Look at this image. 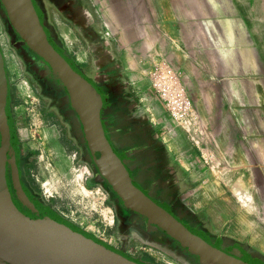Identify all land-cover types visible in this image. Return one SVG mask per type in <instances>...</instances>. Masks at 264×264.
Returning <instances> with one entry per match:
<instances>
[{
  "label": "crops",
  "instance_id": "0c3cea01",
  "mask_svg": "<svg viewBox=\"0 0 264 264\" xmlns=\"http://www.w3.org/2000/svg\"><path fill=\"white\" fill-rule=\"evenodd\" d=\"M44 22L96 85L101 74L128 86L203 227L263 258L264 0H81L55 33ZM161 61L182 72L193 100L181 126L149 87L146 71ZM15 101L11 86L17 129Z\"/></svg>",
  "mask_w": 264,
  "mask_h": 264
},
{
  "label": "water",
  "instance_id": "95a60500",
  "mask_svg": "<svg viewBox=\"0 0 264 264\" xmlns=\"http://www.w3.org/2000/svg\"><path fill=\"white\" fill-rule=\"evenodd\" d=\"M12 28L39 56L48 75L64 87L89 146L107 141L101 112L105 94L56 44L46 28L36 0H1ZM19 138L11 112V82L0 45V264H148L84 231L37 203L20 180ZM11 168V181L8 175ZM114 189L119 187L108 177ZM123 198L136 211L188 252L216 264H258L220 250L205 232L191 228L163 204L153 203L141 190ZM40 219L25 212L18 199ZM122 195V193L120 194ZM146 213H145V212Z\"/></svg>",
  "mask_w": 264,
  "mask_h": 264
},
{
  "label": "flooded vegetation",
  "instance_id": "af4514ba",
  "mask_svg": "<svg viewBox=\"0 0 264 264\" xmlns=\"http://www.w3.org/2000/svg\"><path fill=\"white\" fill-rule=\"evenodd\" d=\"M80 2L81 0H36L42 17L54 33L57 31L56 19L63 20L68 16L71 17L74 8ZM57 42L65 50L63 41L57 38ZM14 46L22 54L32 80L39 90V96L46 103L48 113L52 115L60 113L68 124V131L71 133L69 139L78 151L79 164H82L83 168L89 172L91 186H99L114 206L120 234L116 244L107 243L108 245L129 255V250L135 249L136 242L141 246H151L166 252L178 264H216L188 252L123 199L133 196L138 192L136 189H139L153 203L166 205L174 216L182 219L190 227L206 231L211 237L212 244L218 243L220 250L242 259L249 257L247 246L236 245L228 239L220 240L206 230L185 207L175 166L170 162L158 140L156 130L149 124L134 97L129 101L133 93L128 86L122 84L119 78L109 80L103 79L101 74L95 76L98 86L108 97L101 112V120L105 123L103 137L107 141L99 142L97 146H89L77 114L68 104L64 105V100L67 98L64 90L45 72L47 70L43 62L34 55H30V51L20 43V38L15 39ZM65 53L73 59L72 53L67 51ZM36 67L40 70L37 71ZM80 68L88 75V71L83 66ZM18 149L20 150L19 171L22 184L37 203L60 214L58 209L51 202H46L41 193L33 187L27 175L26 160L21 150L20 140ZM8 175L11 181L9 164ZM108 177L119 187L122 195L114 189ZM14 196L18 199L16 194ZM18 202L25 212L37 219L41 218L42 215L38 211L32 210L19 199ZM250 256L253 262L264 264L263 255V258ZM133 258L144 263L155 264L141 252Z\"/></svg>",
  "mask_w": 264,
  "mask_h": 264
},
{
  "label": "rangeland",
  "instance_id": "374dc122",
  "mask_svg": "<svg viewBox=\"0 0 264 264\" xmlns=\"http://www.w3.org/2000/svg\"><path fill=\"white\" fill-rule=\"evenodd\" d=\"M16 38H20V43L30 51V55L43 62L12 28L0 0V45L4 51L11 86L17 97L13 109L27 175L42 198L58 209L61 214L58 215L106 244H116L120 230L114 206L99 186H91L89 172L79 164L78 151L69 139L71 133L63 116L60 113H48L22 54L14 46ZM59 86L67 95L64 105L71 107L66 90ZM159 109L160 112V106ZM153 113L152 119L156 122V112ZM134 245L135 249L129 250L132 258L141 252L155 264H178L158 248L141 246L136 242Z\"/></svg>",
  "mask_w": 264,
  "mask_h": 264
},
{
  "label": "built area",
  "instance_id": "2783aa9c",
  "mask_svg": "<svg viewBox=\"0 0 264 264\" xmlns=\"http://www.w3.org/2000/svg\"><path fill=\"white\" fill-rule=\"evenodd\" d=\"M154 100L166 119L177 126L188 120L193 100L184 82L183 74L166 61L154 63L146 71Z\"/></svg>",
  "mask_w": 264,
  "mask_h": 264
}]
</instances>
